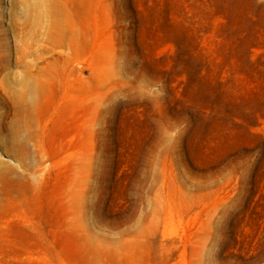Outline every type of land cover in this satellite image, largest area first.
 I'll return each instance as SVG.
<instances>
[{
	"label": "rangeland",
	"instance_id": "rangeland-1",
	"mask_svg": "<svg viewBox=\"0 0 264 264\" xmlns=\"http://www.w3.org/2000/svg\"><path fill=\"white\" fill-rule=\"evenodd\" d=\"M0 264H264V0H0Z\"/></svg>",
	"mask_w": 264,
	"mask_h": 264
}]
</instances>
